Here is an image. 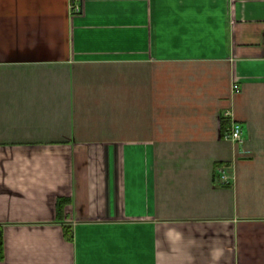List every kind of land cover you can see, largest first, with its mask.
Returning <instances> with one entry per match:
<instances>
[{"label":"crops","instance_id":"0c3cea01","mask_svg":"<svg viewBox=\"0 0 264 264\" xmlns=\"http://www.w3.org/2000/svg\"><path fill=\"white\" fill-rule=\"evenodd\" d=\"M71 3L0 0V264H264V0Z\"/></svg>","mask_w":264,"mask_h":264},{"label":"built area","instance_id":"2783aa9c","mask_svg":"<svg viewBox=\"0 0 264 264\" xmlns=\"http://www.w3.org/2000/svg\"><path fill=\"white\" fill-rule=\"evenodd\" d=\"M81 0H72L71 3V10L74 13H78L81 11V5H80ZM233 89L235 92H240V87L239 85H234ZM226 119H230L231 113L227 112L224 116ZM226 128L227 130L225 131L224 138L228 141H232L237 143V145H242L245 144V139L243 137V127L240 123L237 121L230 120V124ZM220 181L223 184H228L230 182V178L227 174V171L225 169L220 171Z\"/></svg>","mask_w":264,"mask_h":264},{"label":"trees","instance_id":"16d2710c","mask_svg":"<svg viewBox=\"0 0 264 264\" xmlns=\"http://www.w3.org/2000/svg\"><path fill=\"white\" fill-rule=\"evenodd\" d=\"M222 123H223V128H225L228 124V121L225 117H223L222 119ZM66 203V200H63L59 203V210L62 211V208L64 206V204ZM2 247H3V243H2V234L0 233V255L2 254Z\"/></svg>","mask_w":264,"mask_h":264}]
</instances>
